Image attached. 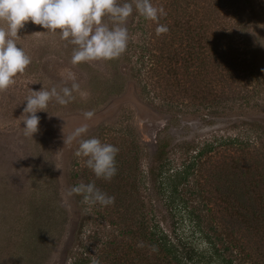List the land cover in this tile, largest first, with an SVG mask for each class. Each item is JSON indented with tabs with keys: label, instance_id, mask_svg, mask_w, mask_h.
Segmentation results:
<instances>
[{
	"label": "rangeland",
	"instance_id": "374dc122",
	"mask_svg": "<svg viewBox=\"0 0 264 264\" xmlns=\"http://www.w3.org/2000/svg\"><path fill=\"white\" fill-rule=\"evenodd\" d=\"M151 3L166 15L149 20L134 8L123 25L129 36L126 49L108 61L73 65L74 45L59 32L30 21L19 29L16 42L31 63L0 92V264H128L137 252L150 253L137 234V214L143 210L160 226L174 228L150 173L160 162L156 151L163 140L178 168L194 148L214 142L203 158L207 161L189 175L187 196L193 204L206 198L219 232H232L240 248L256 257L254 250L264 248V128L254 125L264 126V0ZM230 16L238 17L242 27L225 36L234 39L228 41L227 47H233L225 60L219 53L198 59L193 51L190 61L173 65L176 73L167 71L166 64L173 69L168 60L157 68L136 60L148 41L152 50L189 33L205 45V35L212 36L213 28ZM103 22L112 25L108 16ZM159 25L168 30L158 35ZM69 77L80 85L74 99L66 105L50 101L48 112L37 113L39 131L24 136L23 101L32 89L70 87ZM88 112L92 116L86 118ZM83 124L88 130L81 139L97 137L119 149L110 180L97 178L85 158L75 155L78 140L64 143ZM233 139L243 141L241 146L229 144ZM221 141L226 143L218 147ZM88 183L114 202L101 205L70 194L71 188Z\"/></svg>",
	"mask_w": 264,
	"mask_h": 264
},
{
	"label": "clouds",
	"instance_id": "9594fccd",
	"mask_svg": "<svg viewBox=\"0 0 264 264\" xmlns=\"http://www.w3.org/2000/svg\"><path fill=\"white\" fill-rule=\"evenodd\" d=\"M145 19L157 20L166 15L162 7H154L151 0H131L119 3L118 0H0V92L14 84V77L23 73L31 63V58L16 42L19 29L26 22L39 25L45 31L59 32L62 40L74 45L71 63L108 61L119 57L126 49L128 31L124 22L133 13ZM105 16L110 17L111 27L103 22ZM165 26L159 25L157 34L166 32ZM71 86L59 89L33 90L26 97L22 114L23 134L33 137L39 131L41 111H47L53 99L60 105L68 104L73 92L80 85L74 77ZM92 116L91 112L85 117ZM88 125L83 124L64 137V143L78 140L75 151L77 157H83L86 166L97 178L110 180L116 174L115 157L119 149L112 144L103 143L97 137L81 139ZM71 193L83 194L84 200L90 203L107 205L114 202V197L100 191L94 183L80 184L70 189Z\"/></svg>",
	"mask_w": 264,
	"mask_h": 264
},
{
	"label": "trees",
	"instance_id": "16d2710c",
	"mask_svg": "<svg viewBox=\"0 0 264 264\" xmlns=\"http://www.w3.org/2000/svg\"><path fill=\"white\" fill-rule=\"evenodd\" d=\"M240 23L242 21L238 17L232 16L228 20L220 22L217 28H213L211 31L212 36L205 35V45H200V36L198 39L196 34L191 35L189 33L185 37L178 36L174 42L162 43L161 46L152 48V50L148 47L150 45L148 41L146 46H142L136 60L141 63V66L147 62L151 63V67L155 64L156 68L159 67L160 63L163 64L161 60H168L167 62L172 65L173 69L166 64L167 71L175 73L178 69L173 65L179 61H190L189 56L192 55L193 51H196L197 58L199 55L213 57L215 53H219V58L225 60L229 48L233 47V44L227 47L228 41H234V39H225V36L239 32L240 27H242ZM240 36V41L245 42L243 34ZM222 49L224 56L221 55ZM141 66L138 67V70L141 69ZM254 125L264 128L261 124L255 123ZM263 134H260L259 137H262ZM242 142L233 139L229 141V144L241 146L240 143ZM223 143L226 142H219L218 147H221ZM188 145L191 147V144ZM168 148L169 142L166 140L158 143L156 157L160 162L156 169L150 170V173L155 176L156 192L161 195L164 205L173 219L171 225L174 228L169 231L160 226L158 222L152 221L147 213L141 210L137 214V216L140 214L141 217L137 234L151 247V252L145 256L141 254V251L140 253L137 252L128 264H264V248L254 250L257 257L246 249L240 248L239 242L235 240L232 232L224 234L219 232L220 223L211 213V205L206 198H201L193 204V200L187 196L188 177L197 165H202L207 161L203 158L213 151L214 142L207 143L203 148H194L195 153L191 154L190 158L185 160L180 168L172 166L168 158ZM138 188V186L135 187V192ZM196 190H198L197 196H200L201 188ZM134 201L136 202L137 199ZM134 213L135 211H133ZM197 241H205L207 244L202 247L196 243ZM219 241L222 242L221 245H218ZM133 251L136 252L137 250L134 248Z\"/></svg>",
	"mask_w": 264,
	"mask_h": 264
}]
</instances>
